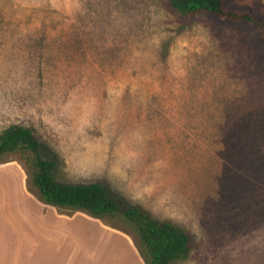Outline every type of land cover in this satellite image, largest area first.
Instances as JSON below:
<instances>
[{
    "label": "rangeland",
    "instance_id": "rangeland-1",
    "mask_svg": "<svg viewBox=\"0 0 264 264\" xmlns=\"http://www.w3.org/2000/svg\"><path fill=\"white\" fill-rule=\"evenodd\" d=\"M229 6L264 22V0ZM10 125L34 131L57 182H101L121 209L183 228L192 251L177 264H264L254 28L169 0H0V132ZM27 159L0 158V209L14 225L29 215L32 264H140L133 249L144 264L122 219L42 202Z\"/></svg>",
    "mask_w": 264,
    "mask_h": 264
},
{
    "label": "trees",
    "instance_id": "trees-1",
    "mask_svg": "<svg viewBox=\"0 0 264 264\" xmlns=\"http://www.w3.org/2000/svg\"><path fill=\"white\" fill-rule=\"evenodd\" d=\"M231 1L169 0V6L185 18L208 15L234 25L252 27L264 41L263 20L247 9L229 6ZM40 147L30 128L10 125L0 132V158L16 152L26 154L32 168V185L42 202L61 209L81 210L98 220L122 219L138 238V252L144 264H177L189 258L191 237L183 228L169 220H155L139 206L121 209L101 182L75 185L57 182V162L43 159Z\"/></svg>",
    "mask_w": 264,
    "mask_h": 264
},
{
    "label": "crops",
    "instance_id": "crops-1",
    "mask_svg": "<svg viewBox=\"0 0 264 264\" xmlns=\"http://www.w3.org/2000/svg\"><path fill=\"white\" fill-rule=\"evenodd\" d=\"M23 188L25 193V186L26 184L23 183ZM25 185V186H24ZM28 188V187H26ZM5 208L0 209V264H32L31 263V256L32 253L30 249L23 248L24 243L31 244L30 241V217L27 215V222L25 221L24 217H21L17 212L20 221H17L14 225V218H12L9 213L2 212ZM2 212V213H1ZM60 213H64L61 208L58 210ZM71 213V212H70ZM73 213V212H72ZM118 234L127 237L125 233H121L116 231ZM22 235V236H21ZM22 237V238H21ZM129 242L130 238L127 237ZM18 244V247H14V242ZM132 244V243H131ZM135 257L141 263L140 257L135 249Z\"/></svg>",
    "mask_w": 264,
    "mask_h": 264
}]
</instances>
